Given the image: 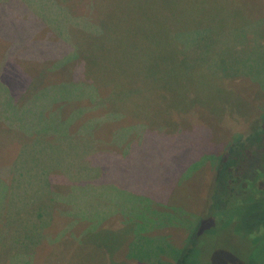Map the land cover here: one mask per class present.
<instances>
[{
	"label": "rangeland",
	"instance_id": "obj_1",
	"mask_svg": "<svg viewBox=\"0 0 264 264\" xmlns=\"http://www.w3.org/2000/svg\"><path fill=\"white\" fill-rule=\"evenodd\" d=\"M29 2L83 75L0 98V264H189L194 239L199 264H264V0ZM157 132L182 139L162 168ZM234 136L262 177L214 216Z\"/></svg>",
	"mask_w": 264,
	"mask_h": 264
},
{
	"label": "trees",
	"instance_id": "obj_2",
	"mask_svg": "<svg viewBox=\"0 0 264 264\" xmlns=\"http://www.w3.org/2000/svg\"><path fill=\"white\" fill-rule=\"evenodd\" d=\"M32 4L33 3H30L29 0H0V36L2 35L4 39H8L4 36L7 29L16 25L18 34L16 36H9L8 49H10L12 53L17 52V64L21 65V62L24 64L26 61L29 64L28 66L32 65V68H29L27 72H24V70L13 72V77L15 78L16 83L14 84V87L8 91L12 94L10 96L14 97L15 102L18 101L17 99L22 91L25 92L28 83H31L33 80H41V87L44 88V86L53 85L55 83L62 84V82L63 84L68 85L73 82L72 80L76 79L77 73L80 78H82L83 75V62L74 64L71 72L67 71L65 67L59 71L52 68L51 65L58 60L60 56H65L71 44L70 42L66 43L64 35L59 33L58 26L53 22L56 18L47 12L48 22L44 21L43 19H46V16L44 17L39 9L33 8ZM38 7H43V5ZM4 21H6V23ZM24 43H26V45ZM46 54L48 55L47 58L45 57ZM4 62L6 61L3 60V63ZM80 63H82V66ZM43 65L45 68H43ZM27 74L29 75V79L28 77H25ZM14 93L15 95H13ZM29 101H31V99H29ZM64 129H66V126ZM64 131L67 134L66 130ZM207 137L209 138L208 135ZM146 138H151L155 145H157L156 148L158 149L160 159L157 158L156 163L158 162L159 168H162L161 159L163 160L164 158H167L166 156L169 152H173L176 146L179 149L182 148L178 145L182 139L178 138L176 140L166 133H150V136ZM138 140H140V138H138ZM260 141L263 142V138L260 136L256 137V142ZM261 142L258 144L259 148L264 150V145ZM252 144L253 138L251 136H248L245 139H242L240 136H234L231 142L225 146V152L222 155H219L222 164L216 167L215 170L216 179L214 186L216 188L211 198V210L214 216L222 210H227L229 201L228 195L236 190L238 185L246 187L247 184H250L248 183L249 179L257 180L262 177V174H260L261 170L258 167H251L250 174L249 176H246V179L244 177L245 175H241L245 163L247 164L249 158L248 155L251 154V151L248 150V148ZM75 147L76 145H72L69 148L75 151ZM108 152L110 151L108 150ZM180 155L182 154L180 153ZM196 155L197 152H194L193 157ZM173 161L174 165L172 164V166L174 168L176 167L175 162H177V160L174 159ZM179 169L180 167L177 168V170ZM248 187H252V184ZM222 192L226 194H221ZM68 215L71 214L68 213ZM183 219L188 220L187 217H184ZM189 227L193 228V230L198 228L197 224L194 222L192 225H189ZM191 245V248H189L188 244L186 245V248H188L187 251H191L192 253V258L189 264H199V259L204 254L201 253L202 246L199 245L200 247L197 248L195 239Z\"/></svg>",
	"mask_w": 264,
	"mask_h": 264
},
{
	"label": "crops",
	"instance_id": "obj_3",
	"mask_svg": "<svg viewBox=\"0 0 264 264\" xmlns=\"http://www.w3.org/2000/svg\"><path fill=\"white\" fill-rule=\"evenodd\" d=\"M1 36H0V54H2L3 56L6 55L7 57V58L4 57V60L6 62L3 63V61H1L3 57L0 56V61H1L0 62V98L4 99L5 97L7 96L10 97V95H12L11 93H9L8 90L12 89L14 87V84L16 83V80L13 77V72L21 71V70L27 72L29 68H32V65L28 66L29 64L26 61L24 62V64L21 62V65L23 67L20 64H17V60H16L17 52L12 53L10 49H8L9 48L8 42L10 37H7L8 39H4V37L2 36L3 37L2 38ZM24 44L26 45V43ZM25 77L26 78L28 77L29 79L28 74ZM22 94L23 91L18 98H20ZM13 95H15V93ZM19 101L25 102L26 98L23 97L19 99Z\"/></svg>",
	"mask_w": 264,
	"mask_h": 264
}]
</instances>
